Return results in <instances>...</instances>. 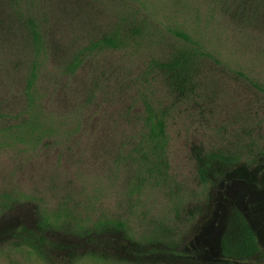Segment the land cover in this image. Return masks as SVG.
Instances as JSON below:
<instances>
[{
	"label": "rangeland",
	"instance_id": "1",
	"mask_svg": "<svg viewBox=\"0 0 264 264\" xmlns=\"http://www.w3.org/2000/svg\"><path fill=\"white\" fill-rule=\"evenodd\" d=\"M181 56L184 91L161 68ZM246 77L264 88V0H0V264H264V94ZM144 100L168 113L166 172L151 181L134 153ZM208 152L245 160L205 186ZM58 211L73 224L41 253L17 247ZM236 211L260 247L248 261L221 250ZM107 222L127 229L100 235Z\"/></svg>",
	"mask_w": 264,
	"mask_h": 264
},
{
	"label": "trees",
	"instance_id": "2",
	"mask_svg": "<svg viewBox=\"0 0 264 264\" xmlns=\"http://www.w3.org/2000/svg\"><path fill=\"white\" fill-rule=\"evenodd\" d=\"M31 31L34 38V47L36 51H41L42 38L38 32V28L34 22H30ZM180 38H183L187 42L193 43V41L184 33H177ZM101 44L107 47L118 48V44L113 40V38H108L102 40ZM200 51V45L195 49V53ZM197 50V51H196ZM193 62V58H186L185 56L176 57L175 59L161 65V68L167 69L168 72L172 73V82L179 88V90L184 91L185 87V77L186 74L190 75V64ZM79 56L75 57L69 66V71L74 73L80 65ZM38 66L35 65L33 72L28 80L27 87V97L30 105L36 103V82L38 79L37 73ZM248 81L261 93L264 94V88L259 84L253 82L251 79L246 77ZM145 110L141 118L142 127L139 132V142L134 148V153L139 156L135 160L137 169L141 174L146 175L148 181H151L154 176H160L162 172L167 167V154L169 149V135L168 129V113L163 111L154 105L149 100H144ZM36 124V123H34ZM244 159L242 155L237 153H223V152H208L204 155L202 162L198 164V174L202 183L207 186L209 184V174L214 170L215 166H220L223 168L236 166L241 163ZM247 161V160H246ZM245 162V161H244ZM69 215L64 214L62 211L52 213L50 215L42 214L40 215V223L38 229L40 236L38 240L25 239L21 245L17 246L19 249L28 247L33 249L35 252H40V247H42L47 241V234L58 229L69 227L73 224L67 220ZM79 226V225H77ZM80 227V226H79ZM109 227H116L127 229V226L123 223H113L107 222L99 223L95 226L99 230V234H103L109 230ZM103 229V230H102ZM159 231V230H158ZM157 232V231H156ZM152 236V240L158 238ZM161 239H159L160 241ZM221 250L222 254L232 261H248L257 257L260 254V247L257 240L256 233L251 226L250 222L246 216L241 211H236L230 218L229 225L226 233L221 239ZM253 264V263H244Z\"/></svg>",
	"mask_w": 264,
	"mask_h": 264
}]
</instances>
